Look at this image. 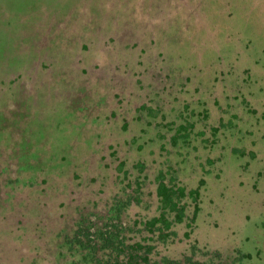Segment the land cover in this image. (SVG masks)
Masks as SVG:
<instances>
[{
	"label": "rangeland",
	"instance_id": "rangeland-1",
	"mask_svg": "<svg viewBox=\"0 0 264 264\" xmlns=\"http://www.w3.org/2000/svg\"><path fill=\"white\" fill-rule=\"evenodd\" d=\"M160 182L153 261L264 264V0H0V264L81 263L121 198L145 235Z\"/></svg>",
	"mask_w": 264,
	"mask_h": 264
},
{
	"label": "trees",
	"instance_id": "trees-1",
	"mask_svg": "<svg viewBox=\"0 0 264 264\" xmlns=\"http://www.w3.org/2000/svg\"><path fill=\"white\" fill-rule=\"evenodd\" d=\"M185 196L184 189L176 186L168 187L164 182H160L157 188L159 204L162 208H166L168 213L175 212V217L170 221L161 214L159 219L153 218L139 223L135 233L138 235L145 233L143 236L130 235L134 233V227L131 228L122 219L124 209L131 203L128 198L125 202L121 198L111 204L102 223L97 218L93 221L81 219L69 241V245L76 247L81 253L82 262L77 264H151V262L168 264L166 258H162L159 262L152 260L155 250V246L151 243L154 238V227L158 223L162 224L157 230L159 233L156 239L164 237L168 239L174 235L172 231L174 224L184 219V206L180 204ZM196 212L197 206L194 210V218Z\"/></svg>",
	"mask_w": 264,
	"mask_h": 264
}]
</instances>
